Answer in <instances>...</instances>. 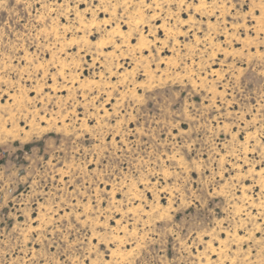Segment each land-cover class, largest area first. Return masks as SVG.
I'll return each instance as SVG.
<instances>
[{
    "label": "rangeland",
    "instance_id": "rangeland-1",
    "mask_svg": "<svg viewBox=\"0 0 264 264\" xmlns=\"http://www.w3.org/2000/svg\"><path fill=\"white\" fill-rule=\"evenodd\" d=\"M0 264H264V0H0Z\"/></svg>",
    "mask_w": 264,
    "mask_h": 264
}]
</instances>
